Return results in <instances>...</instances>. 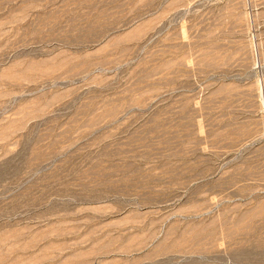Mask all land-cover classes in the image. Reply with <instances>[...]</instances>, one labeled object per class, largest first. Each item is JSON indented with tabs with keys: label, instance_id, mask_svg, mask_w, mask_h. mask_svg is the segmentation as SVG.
<instances>
[{
	"label": "rangeland",
	"instance_id": "1",
	"mask_svg": "<svg viewBox=\"0 0 264 264\" xmlns=\"http://www.w3.org/2000/svg\"><path fill=\"white\" fill-rule=\"evenodd\" d=\"M0 264H264V0H0Z\"/></svg>",
	"mask_w": 264,
	"mask_h": 264
},
{
	"label": "bare ground",
	"instance_id": "2",
	"mask_svg": "<svg viewBox=\"0 0 264 264\" xmlns=\"http://www.w3.org/2000/svg\"><path fill=\"white\" fill-rule=\"evenodd\" d=\"M262 96V95H261Z\"/></svg>",
	"mask_w": 264,
	"mask_h": 264
}]
</instances>
